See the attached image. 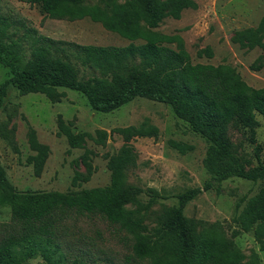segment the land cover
Listing matches in <instances>:
<instances>
[{
	"label": "trees",
	"instance_id": "trees-1",
	"mask_svg": "<svg viewBox=\"0 0 264 264\" xmlns=\"http://www.w3.org/2000/svg\"><path fill=\"white\" fill-rule=\"evenodd\" d=\"M20 1L38 3L50 18L72 21L88 17L130 42L123 46L85 45L38 34L31 37V51L20 65L9 56L19 50V42L8 31L10 22L0 19V64L10 73L0 82V108L11 86L21 95L41 93L51 102H59L65 95L61 88L72 89L99 112L115 110L135 97H147L168 104L179 118L208 140L203 165L213 179L260 178L263 184L236 216L239 230H233L231 236L216 222L206 224L184 214L185 206L200 193V187L178 193L173 205L151 209V201L142 204L138 200L140 189L128 180L130 171L136 167V153L130 141L136 137L156 138L158 127L148 119L137 125L115 127L112 132L120 135L123 142L116 152L106 155L108 185L78 191L0 190V204L10 205L11 219L19 226L18 233L0 237V264H20L36 249L41 250L46 264H67L60 256L56 257L54 230L57 223L71 215H94L117 224L131 236L133 257L148 264H259L258 255L251 253L247 258L233 237L241 231H252L264 251V163L245 168L227 137V125L236 116L247 125L255 124L256 113L264 116V87L249 85L228 64L193 63L181 36L156 30L163 19H178L183 10L195 8V1ZM263 38L264 13L257 26L235 31L231 40L241 48L264 49ZM137 39L143 42L134 43ZM197 54L211 57L213 52L206 46ZM86 69L90 74L83 73ZM71 124L72 121L58 116L57 133L66 138L70 147H85L87 139L105 143L106 130L98 129L95 135L74 132ZM28 143L34 152L28 160L38 176L49 148L38 141L34 129L28 133ZM171 145L181 152L191 148L175 141ZM91 154L92 150L85 149L75 162L76 167L81 164L84 170L75 169L73 185L90 179L95 170ZM5 184L6 177L0 168V186ZM210 185L206 181L204 189ZM151 193V197L158 196L153 189ZM69 264L93 263L73 260Z\"/></svg>",
	"mask_w": 264,
	"mask_h": 264
},
{
	"label": "rangeland",
	"instance_id": "rangeland-1",
	"mask_svg": "<svg viewBox=\"0 0 264 264\" xmlns=\"http://www.w3.org/2000/svg\"><path fill=\"white\" fill-rule=\"evenodd\" d=\"M95 1V0H88ZM195 8L182 11L180 18L167 17L156 28L166 34H178L193 63H224L236 69L240 76L253 87H264V49L241 48L231 40L237 30L257 26L264 13V0H194ZM0 19L10 22L9 32L19 42L16 53H10L18 64L23 65L31 51L32 36L45 35L55 40L72 41L78 44L101 46H123L130 40L106 30L88 17L77 20L50 18L38 3L30 5L20 0H0ZM8 41V40H7ZM134 43L143 42L140 39ZM264 42V38H263ZM211 47L213 55L198 56L197 51ZM260 64L259 69L251 65ZM90 74V70H83ZM10 73L0 64V82ZM64 96L59 102H51L41 93L19 94L11 86L0 108V168L4 171L6 184L0 190L13 191H78L110 182L106 162L107 154L118 150L122 138L112 129L119 126L137 125L144 119L158 127L154 137H136L130 143L136 153V167L129 173L128 180L140 192L142 204L151 201V209L163 204L176 203V195L185 189L200 187V193L190 200L184 214L204 223H218L227 236L239 230L235 221L247 199L256 194L263 184L232 176L215 180L206 171L203 159L209 146L208 140L195 132L190 124L179 118L172 108L163 102L147 97H135L110 112H99L90 107L79 92L61 88ZM72 121L74 132L86 131L95 135L104 129L108 136L104 144L87 139L85 147H70L66 138L57 133V118ZM253 125L245 124L239 116L227 125V137L234 153L249 169L264 163V116L255 114ZM34 129L39 142L49 148L48 156L40 175L33 173L28 157L34 152L28 143V133ZM171 141L189 145L181 152ZM85 149L93 151L91 162L95 167L90 179L80 185L72 184L75 162ZM206 181L211 183L204 189ZM151 189L158 196L151 197ZM19 226L11 219L10 205L0 204V237L18 233ZM54 242L58 246L56 257L67 264L73 260L93 264H148L133 257L131 236L117 224L99 216L71 215L57 223ZM237 247L248 258L251 253L264 264V251L259 248L253 232H240L233 237ZM20 264H46L40 249Z\"/></svg>",
	"mask_w": 264,
	"mask_h": 264
}]
</instances>
